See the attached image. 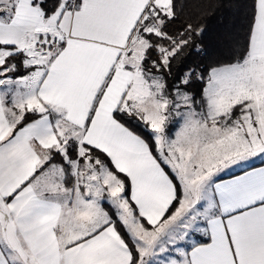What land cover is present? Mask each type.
<instances>
[{
	"label": "snow or ice",
	"instance_id": "1",
	"mask_svg": "<svg viewBox=\"0 0 264 264\" xmlns=\"http://www.w3.org/2000/svg\"><path fill=\"white\" fill-rule=\"evenodd\" d=\"M183 8L0 0V264H264V0L206 75Z\"/></svg>",
	"mask_w": 264,
	"mask_h": 264
},
{
	"label": "trees",
	"instance_id": "2",
	"mask_svg": "<svg viewBox=\"0 0 264 264\" xmlns=\"http://www.w3.org/2000/svg\"><path fill=\"white\" fill-rule=\"evenodd\" d=\"M184 4L179 18L168 27L172 35L188 23L194 28L203 27V33L194 38V44L185 48L174 61V72L178 75L188 68H196L205 75L210 67L228 63L234 59L238 43H243L249 18L251 0H181ZM195 45H200L197 52ZM203 87L194 83L191 88L199 91ZM203 239L201 242H207Z\"/></svg>",
	"mask_w": 264,
	"mask_h": 264
},
{
	"label": "crops",
	"instance_id": "3",
	"mask_svg": "<svg viewBox=\"0 0 264 264\" xmlns=\"http://www.w3.org/2000/svg\"><path fill=\"white\" fill-rule=\"evenodd\" d=\"M260 168H264V160H262L261 162H258V163H253V164H248V165L242 166L241 168H238L237 170H235L233 172H230L228 174H224V175L220 176L219 180H229L235 176L242 175L244 171H251L253 169H260ZM203 239L208 240V238L204 237V238H202V240H199L198 242L203 241ZM207 242H210V241H207ZM201 243H203V242H201Z\"/></svg>",
	"mask_w": 264,
	"mask_h": 264
},
{
	"label": "rangeland",
	"instance_id": "4",
	"mask_svg": "<svg viewBox=\"0 0 264 264\" xmlns=\"http://www.w3.org/2000/svg\"><path fill=\"white\" fill-rule=\"evenodd\" d=\"M262 160H264V157H256V158H253V159L245 162L243 165H241L239 167H234L231 170H228L225 173H222L221 176L224 175V174H228L230 172H233V171L237 170L238 168H241L242 166H245V165H248V164H253V163H258V162H261ZM202 238H204V237H202L199 234H197L192 239L195 240V241H199V240H202Z\"/></svg>",
	"mask_w": 264,
	"mask_h": 264
}]
</instances>
